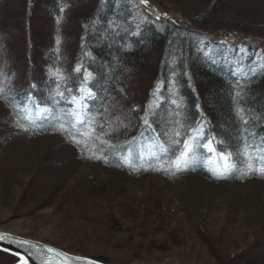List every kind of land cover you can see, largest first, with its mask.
I'll list each match as a JSON object with an SVG mask.
<instances>
[{"label": "trees", "instance_id": "1", "mask_svg": "<svg viewBox=\"0 0 264 264\" xmlns=\"http://www.w3.org/2000/svg\"><path fill=\"white\" fill-rule=\"evenodd\" d=\"M161 2L193 25L139 0H0V198L20 184L18 209L52 205L84 163L107 177L74 186L77 202L160 173L217 258L206 183L232 184L231 223L264 206V0ZM253 241L231 264H264V234Z\"/></svg>", "mask_w": 264, "mask_h": 264}, {"label": "rangeland", "instance_id": "2", "mask_svg": "<svg viewBox=\"0 0 264 264\" xmlns=\"http://www.w3.org/2000/svg\"><path fill=\"white\" fill-rule=\"evenodd\" d=\"M142 3L156 16L175 18L181 23L193 25L189 18L161 0H145ZM223 29H219L220 32H224ZM229 34L232 39L240 36L261 39L259 34L252 32L237 34L229 31ZM94 169L89 164H81L60 191L55 203L48 206L33 209L28 205L18 209L16 202L22 187L19 184L9 188L8 201L0 198V229L73 253L104 257L113 264H231L230 259L236 251L255 242L254 237L264 234V206L259 204L255 208L257 213L252 217L247 210H243L231 223L225 208L232 184L223 187L206 183L207 189L218 193L215 203L204 210L207 232L218 237L215 239L220 250L216 258L180 210L175 195L178 184L169 186L160 173H151L140 182L129 183L123 197L75 201L71 191H74V186H81L83 180L86 184L87 181L107 177L102 170ZM258 186L252 183L245 189ZM239 194L236 192L235 197ZM225 195H228L227 199L222 201L221 197ZM241 196L244 198L247 194ZM153 203L159 205L162 213L155 222H150L147 215H153ZM130 204L139 208L136 215L125 211L129 210L127 206Z\"/></svg>", "mask_w": 264, "mask_h": 264}, {"label": "water", "instance_id": "3", "mask_svg": "<svg viewBox=\"0 0 264 264\" xmlns=\"http://www.w3.org/2000/svg\"><path fill=\"white\" fill-rule=\"evenodd\" d=\"M142 1V0H140ZM0 250L17 256L10 264H113L59 246L0 229Z\"/></svg>", "mask_w": 264, "mask_h": 264}, {"label": "snow or ice", "instance_id": "4", "mask_svg": "<svg viewBox=\"0 0 264 264\" xmlns=\"http://www.w3.org/2000/svg\"><path fill=\"white\" fill-rule=\"evenodd\" d=\"M177 167L179 168V164H177Z\"/></svg>", "mask_w": 264, "mask_h": 264}, {"label": "bare ground", "instance_id": "5", "mask_svg": "<svg viewBox=\"0 0 264 264\" xmlns=\"http://www.w3.org/2000/svg\"><path fill=\"white\" fill-rule=\"evenodd\" d=\"M142 1H145V0H142Z\"/></svg>", "mask_w": 264, "mask_h": 264}]
</instances>
